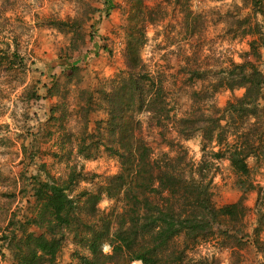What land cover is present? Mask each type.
<instances>
[{"label":"rangeland","instance_id":"rangeland-1","mask_svg":"<svg viewBox=\"0 0 264 264\" xmlns=\"http://www.w3.org/2000/svg\"><path fill=\"white\" fill-rule=\"evenodd\" d=\"M85 3L99 10L84 14ZM113 3L114 8L107 14L104 0H9L6 6L0 0V264H17L11 250L15 236H22L24 230L36 234L43 231L28 222L37 213L34 175L71 183L68 179L72 165L77 164L78 172L83 166V174L72 182V193L77 194L96 189L121 171L119 159L104 146L99 147L95 157L85 159L78 155V145L87 131L96 134L93 141L99 138L97 123L108 116L97 90L110 89V81L127 69L128 34L134 27H142L145 33L141 56L151 70L162 73L177 119L192 112V91L212 89L224 68L250 62L264 71V0ZM51 16L85 18V44L71 49L72 33L42 25L38 20ZM4 42L10 45L8 56L2 51ZM14 50L19 57L10 56ZM73 63L79 69L72 74ZM194 69H201L208 78H193ZM92 92L97 109L90 112L85 127L79 111L81 105L88 106ZM244 92V88H220L204 102L206 114L222 111L229 100ZM135 117L143 122L146 138L156 152L167 150L159 144L158 130L148 124V114ZM169 136H176L174 130ZM179 139L188 149L189 160L199 164L204 155L201 133ZM262 159L251 156L248 165L255 183L264 187ZM213 162L215 204L223 206L246 197L248 245L224 247L221 237L210 238L200 241L188 255L196 260L214 256L218 264H264V245L259 248L252 237L258 225V209L264 210V198L257 190L245 191L228 159ZM123 206L121 197L106 195L98 204L106 214L121 211ZM261 239L264 240V231ZM81 250L84 249L74 242L73 235L68 234L53 264H78L76 251ZM103 250L111 251L108 244L103 245ZM131 264L143 263L137 260Z\"/></svg>","mask_w":264,"mask_h":264},{"label":"trees","instance_id":"trees-1","mask_svg":"<svg viewBox=\"0 0 264 264\" xmlns=\"http://www.w3.org/2000/svg\"><path fill=\"white\" fill-rule=\"evenodd\" d=\"M8 3L3 0L4 5ZM85 4L84 14L99 10ZM104 6L109 14L115 5L113 0H104ZM38 20L42 25L72 33L69 47L73 50L86 42L85 18L51 16ZM128 37L127 69L110 81V89L97 90L108 116L97 123L99 138L93 141L96 134L87 131L78 145V155L85 159L95 157L99 147L104 146L119 159L121 171L96 189L77 194L72 193V182L83 174V166L78 172L77 164L72 165L71 183L34 175L37 213L28 222L43 231L36 234L24 230L22 236L14 237L11 250L17 264H53L68 234L85 251H76L78 264H131L137 260L143 264H218L214 256L196 260L189 257L188 251L200 241L219 237L224 247L248 245L246 197L223 206L215 204L213 159H228L245 191L257 190L264 198V187L255 183L248 165L251 156L264 160V71L250 62L224 68L212 89L192 91V112L177 119L162 73L151 70L141 56L145 43L142 27H134ZM4 45L2 51L7 55L10 45ZM10 56L17 58L19 53L14 50ZM78 69L75 63L71 65L72 74ZM192 74L197 80L208 78L201 69L192 70ZM220 88H244L245 92L229 100L222 111L206 114L204 102ZM87 104L79 111L85 127L90 112L97 109L94 92ZM143 113L148 114V124L158 130L159 144L167 150L156 152L147 140L143 122L135 117ZM171 130L176 136H169ZM197 132L202 136L204 155L196 165L189 160L188 149L179 138L190 139ZM103 195L121 197L122 210L111 214L102 211L98 204ZM258 215L252 237L259 247L264 245V210L259 208ZM104 244L110 246L109 253L103 250Z\"/></svg>","mask_w":264,"mask_h":264}]
</instances>
